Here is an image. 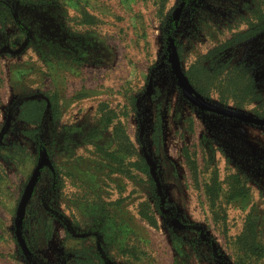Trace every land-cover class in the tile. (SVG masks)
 I'll list each match as a JSON object with an SVG mask.
<instances>
[{"label": "rangeland", "instance_id": "1", "mask_svg": "<svg viewBox=\"0 0 264 264\" xmlns=\"http://www.w3.org/2000/svg\"><path fill=\"white\" fill-rule=\"evenodd\" d=\"M19 1L26 25L15 32L35 37L22 84H52L62 119L79 125L48 130L53 160L36 151L17 170L0 163V264H74L82 248L105 252L112 264H236L246 214L264 215V0ZM235 35L246 36L230 43ZM67 48L76 60L68 79L59 63L52 71L37 60ZM124 132L132 148L119 143ZM185 153L197 161L199 181ZM142 157L156 191L131 168ZM216 175L224 195L234 175L251 193L243 203L222 195L226 223L214 220L204 192ZM152 213L156 224L144 217Z\"/></svg>", "mask_w": 264, "mask_h": 264}, {"label": "crops", "instance_id": "2", "mask_svg": "<svg viewBox=\"0 0 264 264\" xmlns=\"http://www.w3.org/2000/svg\"><path fill=\"white\" fill-rule=\"evenodd\" d=\"M56 18L58 19L57 15L55 19ZM18 24L22 25L23 28H25L26 24L25 22L21 21V18ZM15 25L8 24L6 25V27H2V24L0 22V163H4L5 165L3 166H5L6 169L15 168L17 170L18 166L21 164L27 163L29 165V163L31 164L32 162H34L36 158L34 152L36 151L37 154H39L38 158H40L41 160H43V158L45 161H49L51 159L53 160L54 152L48 149L49 146L45 137L46 133L51 129V127L63 126L64 130L72 131L79 124H69V122H64V120L62 119L63 107L61 106V104L63 103V99L58 97V93L56 89L52 87V84L46 87L39 85L35 88H31V90H25L27 89L26 82L22 84L21 79L23 75L27 73V69H25L27 63L26 58L28 54L32 52L31 50H35L33 45L35 44V37L28 31L26 32L22 30V32L19 33L15 32ZM73 39L74 38H69V40L71 41H73ZM66 51L68 52V54H63V56H61L62 58L60 57L61 59H63V61L61 62L58 61V59L60 58H57V55L55 54H48L44 56L41 53L40 56L42 58L37 60L41 62V65L42 61H45V63L50 66V70L52 71L53 69L57 71L55 64L59 63V66L66 68L65 76L68 79L69 76H72L69 71L71 69H69V66L71 64H75L76 60L74 59V50L72 48H67ZM84 62L85 59H82L81 63H83V65ZM14 78L19 79L14 81ZM52 96L56 100L54 104H52V102L50 101V97ZM70 98L71 100H74L75 93H72ZM31 99H46L48 101V103L46 104V110L40 121H27L22 117L24 104L26 101ZM53 112H56L55 116ZM66 133L67 132H64L65 135L62 136L65 140H68V135L71 133ZM10 138H17V140L11 141ZM89 139H91L90 134ZM29 145L34 150L30 149ZM49 170H52V172L55 173L56 168L51 166ZM39 172V169L36 168L31 174L29 181L26 184L24 195H26L28 191H32L35 189V183H33V180L34 178L38 177ZM5 177L6 176L0 175V182H2ZM26 196H24V198H22L21 200L22 206L25 205L29 200L28 199L26 201ZM22 213L18 221L21 223H23ZM261 217L264 221V215H262ZM18 240L19 248L24 249V253L31 254V252L29 251L30 247L28 248L25 239L23 237H19ZM212 249L217 256L222 255L221 252H217L213 247Z\"/></svg>", "mask_w": 264, "mask_h": 264}, {"label": "trees", "instance_id": "3", "mask_svg": "<svg viewBox=\"0 0 264 264\" xmlns=\"http://www.w3.org/2000/svg\"><path fill=\"white\" fill-rule=\"evenodd\" d=\"M161 5H164L166 0H158ZM19 0H0V22L2 24V27H6L8 24H18L20 22V16L21 11H19L20 6ZM18 28L22 25H17ZM172 30V28H171ZM170 29L165 33V37L167 40L169 37ZM172 33V32H171ZM244 36L246 35H235L232 40H230V43L238 42L244 40ZM165 38V39H166ZM247 38V37H246ZM166 40V41H167ZM169 43V42H168ZM197 67V66H196ZM190 70V71H189ZM187 72V75L189 79L197 85V76L198 71L196 69L192 68L189 69ZM198 86V85H197ZM50 101L52 104L55 103V98L52 96L50 97ZM48 101L46 99L42 100H28L24 104V108L22 110V117L26 119L27 121L37 122L40 121L44 115V112L46 110V104ZM55 110V107H54ZM54 116L56 115V112H53ZM110 120V119H108ZM110 123V122H109ZM97 131L96 133H92L91 138L97 139ZM125 134V132H124ZM124 136V135H123ZM121 145L123 144H129L132 148L133 146L131 143V140L128 138V136L122 138L121 142H119ZM125 143V144H124ZM101 150L106 152V155L111 157L112 160L116 161L120 166L124 165L123 158L119 157L116 152L114 151H108L105 147L101 145H97ZM127 148V147H125ZM121 148V149H125ZM132 153V151H131ZM186 159L188 158L192 170V174L194 176V179L196 181H199V172H198V166L197 161H190V156L188 153H185ZM131 168H134L137 172L143 173L147 178L149 179L150 184L152 185L153 189L156 191V179L153 167L151 163L145 158L142 157L141 159H138L136 163H133L131 165ZM122 170L123 167H121ZM229 188L227 189V194L224 195V192L221 188V184L219 181V177L216 175L212 178L211 182H208L204 187L205 196L207 197V201L210 204V208L213 213V218L216 222L226 223L227 222V213L225 207L222 206L221 199L227 198L228 202H235V203H243L246 202L247 199L250 196V189L248 188V185L239 180V177L234 175L230 177V180L228 181ZM222 195H224L222 197ZM161 199V197L159 196ZM56 216V215H55ZM262 215H260L258 212L253 213V211H249L247 213V216L245 218L242 231L240 234L235 238V248H236V264H261L263 258H264V235H263V226L264 221L262 220ZM58 218H61L62 221L67 222L68 219L64 215L57 214ZM144 217L147 220H150L151 223L156 224L155 214L152 213L150 215H144ZM69 231V230H68ZM68 234V233H67ZM69 235V234H68ZM100 248L102 247L99 244ZM212 247L217 251L219 248L215 245V243H212ZM24 250V249H21ZM92 249H85L82 248L81 251L77 252L75 255L74 264H112V261H110L108 255L104 252H91Z\"/></svg>", "mask_w": 264, "mask_h": 264}]
</instances>
